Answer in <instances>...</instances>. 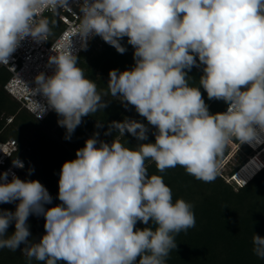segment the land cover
Instances as JSON below:
<instances>
[{
    "label": "clouds",
    "instance_id": "1",
    "mask_svg": "<svg viewBox=\"0 0 264 264\" xmlns=\"http://www.w3.org/2000/svg\"><path fill=\"white\" fill-rule=\"evenodd\" d=\"M77 2L75 35L81 48L99 36L124 54L121 41L127 38L134 65L110 70L102 94L78 66L71 43L53 47L55 55L48 59L52 74L39 73L35 87L27 88L36 118L54 111L70 140L84 117L108 106L104 97L110 95L125 108L134 107L147 124L125 119L109 125L105 135L128 133L140 142L135 147L119 138L100 140L98 132L86 139L75 159L61 166L60 203L54 206L46 207L53 197L39 180H22L14 173L9 180L8 172L0 173V204L18 202L15 211L0 209V250L20 249L27 264H167L177 248L176 236L194 228L196 217L190 202L173 201L162 175H149L146 161L154 162L159 173L180 166L210 183L225 148L236 140L254 154L225 177L227 183L242 188L264 169V0ZM67 7L68 0H0V65H8L26 38L47 40L51 29L49 20L40 18L43 11L55 14ZM194 66L202 67L198 86L190 84L188 75ZM201 88L209 100H222L226 110L210 113ZM37 95L45 103L32 99ZM149 126L154 142H144ZM252 157L260 166L242 176ZM12 164L24 168L18 158ZM32 215L45 221L38 241L28 224ZM138 222L146 227L137 228ZM251 242L253 254L264 260V237L253 233Z\"/></svg>",
    "mask_w": 264,
    "mask_h": 264
},
{
    "label": "trees",
    "instance_id": "2",
    "mask_svg": "<svg viewBox=\"0 0 264 264\" xmlns=\"http://www.w3.org/2000/svg\"><path fill=\"white\" fill-rule=\"evenodd\" d=\"M50 17L49 37L53 41L64 26L53 15ZM121 43L127 48L124 54L118 53L115 48L97 36L79 56L78 66L84 70L87 78L96 83L97 90L102 94L108 90L110 70L123 71L134 65V49L127 44V38ZM202 74V67L194 66L188 73L193 78L190 84L198 86ZM9 77L6 71L0 74V142L11 139L18 143L19 148L15 155L26 162L25 168L19 169L18 177L22 180H39L47 188L53 202L46 207L60 203L57 195L62 164L75 159L76 150L83 147L86 139L92 137L94 133L98 132V138L109 143L113 138H119L126 147H135L140 143L132 135L125 133L121 136L115 130L110 135H105L113 121L130 119L147 124L134 107L129 105L125 108L120 100L110 95L104 97L108 106L94 115L84 117L71 139L66 140L64 138L66 130L58 125V116L54 111L46 119L39 121L7 93L4 86ZM200 90L210 113L226 110L227 105L222 100H209L203 88ZM9 117H13V121L8 124ZM98 121L100 127H97ZM153 131L154 129L149 126L148 141L144 142H154ZM57 132L62 137L58 141L55 139ZM232 141L239 143L236 140ZM253 154L254 151L248 145L242 144L234 155V158L240 161V165L231 169L227 175L236 173ZM226 156L227 152L221 159ZM230 163L231 161L226 166L231 167ZM146 167L149 175L163 176L165 184L172 189L173 201L183 198L190 202L196 217L194 228L176 236L177 248L170 252L167 264H264V260L253 254L251 242L253 233L264 237V169L246 186L235 190V186L227 183L222 173L218 174L213 182L205 183L188 175L180 166L159 173L155 163L149 160L146 161ZM29 169H34L31 175ZM16 203L18 202L0 204V209L15 211ZM44 222L42 216L29 217L32 238L36 241L44 234ZM136 227L143 228L146 225L138 222ZM8 232H14V224L9 226ZM0 264L27 262L20 249L16 252L3 249L0 250ZM32 264L43 262L33 260Z\"/></svg>",
    "mask_w": 264,
    "mask_h": 264
},
{
    "label": "built area",
    "instance_id": "3",
    "mask_svg": "<svg viewBox=\"0 0 264 264\" xmlns=\"http://www.w3.org/2000/svg\"><path fill=\"white\" fill-rule=\"evenodd\" d=\"M68 6L67 8L60 9L55 14L48 10L43 11L41 14L40 18H47L49 23L50 16L53 15L64 26V29L53 41L50 40L49 35L47 40L39 42L28 37L21 42L12 57H10L8 65H0V74L6 71L10 76L4 89L22 108L29 111L35 118V105L30 98L27 88L31 89L35 87L34 80L39 73L43 72L46 75L52 74L53 68L48 66L49 57L55 55L52 48L54 47L56 50H60L71 43V49L78 57L84 51L81 48V38L79 35H75L76 28L79 24V6L77 0H68ZM96 37L94 36L87 41V47ZM32 99L40 103H45L43 97L40 95L32 97ZM51 113V110L47 111L43 115V118L38 120L43 121ZM12 121L13 117L7 119L8 124ZM18 148V143L15 140L9 139L0 142V173L8 172L9 180H11L12 173L18 176V171L21 169L13 166L12 160L14 158L20 159L24 163V168L26 166V162L15 155Z\"/></svg>",
    "mask_w": 264,
    "mask_h": 264
},
{
    "label": "rangeland",
    "instance_id": "4",
    "mask_svg": "<svg viewBox=\"0 0 264 264\" xmlns=\"http://www.w3.org/2000/svg\"><path fill=\"white\" fill-rule=\"evenodd\" d=\"M55 139L57 141L62 139L59 132H57L55 134ZM241 145L242 144H239V143L236 144L233 141H230L224 150V153L227 152V156L224 157L223 159H221V167H220V171L218 174L222 173L226 177V179L228 178V176H226V175L231 171V169L233 170L235 167H238L240 165V161H238V159L236 160V157L235 158H233V157L236 154V151H238L240 149ZM261 158L264 159V152L262 153ZM258 160H259L258 158H253L250 161V163H248V165L240 172V174L242 176H244L245 174L253 173L252 168L260 166V162ZM229 161H231L230 164H232V166H231L232 168L230 166H225L226 163ZM49 169H51V166H49ZM52 170H55V168H52ZM226 171H228V172H226ZM234 188H235V190H238V188L236 186Z\"/></svg>",
    "mask_w": 264,
    "mask_h": 264
},
{
    "label": "bare ground",
    "instance_id": "5",
    "mask_svg": "<svg viewBox=\"0 0 264 264\" xmlns=\"http://www.w3.org/2000/svg\"><path fill=\"white\" fill-rule=\"evenodd\" d=\"M252 145H254L255 147L257 146V145H259L260 143H256V142H253V143H251ZM254 157H252V159H253ZM250 163V162H249ZM258 167V166H257ZM256 170V167H254V168H252V172H254Z\"/></svg>",
    "mask_w": 264,
    "mask_h": 264
},
{
    "label": "crops",
    "instance_id": "6",
    "mask_svg": "<svg viewBox=\"0 0 264 264\" xmlns=\"http://www.w3.org/2000/svg\"><path fill=\"white\" fill-rule=\"evenodd\" d=\"M196 67V66H195Z\"/></svg>",
    "mask_w": 264,
    "mask_h": 264
}]
</instances>
